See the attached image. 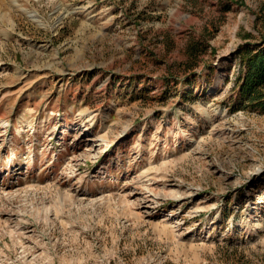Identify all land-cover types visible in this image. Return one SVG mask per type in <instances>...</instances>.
Listing matches in <instances>:
<instances>
[{
  "label": "rangeland",
  "instance_id": "obj_1",
  "mask_svg": "<svg viewBox=\"0 0 264 264\" xmlns=\"http://www.w3.org/2000/svg\"><path fill=\"white\" fill-rule=\"evenodd\" d=\"M263 7L0 0V264H264Z\"/></svg>",
  "mask_w": 264,
  "mask_h": 264
},
{
  "label": "trees",
  "instance_id": "obj_2",
  "mask_svg": "<svg viewBox=\"0 0 264 264\" xmlns=\"http://www.w3.org/2000/svg\"><path fill=\"white\" fill-rule=\"evenodd\" d=\"M229 6L225 10H228ZM259 20L264 24V7L260 12ZM217 32V28L206 31V34L212 38V34ZM206 38V37H205ZM247 38H253L247 35ZM194 43L189 46L187 52L190 61L185 63V69H193L197 64V56L204 51L207 46ZM201 47H203L201 49ZM238 61V74L234 79L232 90L237 89V100L239 103L251 104L264 110V39L255 45L244 43L237 47L235 51ZM188 81L186 84H189ZM232 99V98H231Z\"/></svg>",
  "mask_w": 264,
  "mask_h": 264
}]
</instances>
